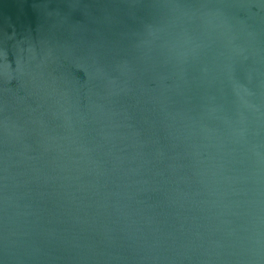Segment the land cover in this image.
Segmentation results:
<instances>
[{"label":"water","instance_id":"obj_1","mask_svg":"<svg viewBox=\"0 0 264 264\" xmlns=\"http://www.w3.org/2000/svg\"><path fill=\"white\" fill-rule=\"evenodd\" d=\"M0 264H264V0H0Z\"/></svg>","mask_w":264,"mask_h":264}]
</instances>
